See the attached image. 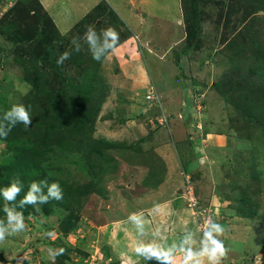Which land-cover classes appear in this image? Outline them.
<instances>
[{
  "label": "rangeland",
  "instance_id": "1",
  "mask_svg": "<svg viewBox=\"0 0 264 264\" xmlns=\"http://www.w3.org/2000/svg\"><path fill=\"white\" fill-rule=\"evenodd\" d=\"M19 1L0 10V116L23 104L33 123L25 133L18 123L15 140L13 134L9 142L0 140V167H7L11 183L23 185L27 175L16 174L20 161L13 153L38 145L39 164L31 174L58 183L63 199L29 205L25 231L0 242V260L53 264L49 249L62 248L55 264H158L137 256L136 245L179 247L191 233L185 247L199 251L211 219L225 229L220 239L228 252L221 264H264V111L257 106L264 100V61L256 48L264 50V0H109L126 20L143 15L139 36L159 47H153L157 55L135 40L137 63L134 55L111 53L95 65L75 53L60 65V75L43 69L36 81L44 66L33 61L35 42L12 38L32 34L38 22L45 26L48 13L38 0L40 9L34 0ZM23 2L35 19L20 9ZM192 20L196 26L189 29ZM114 29L120 40L127 38L125 27ZM58 32L63 40L52 48L57 60L71 50L73 31ZM146 90L164 101L178 99V111L172 116L163 101L147 102ZM43 115L82 122L67 130L57 126L44 137L34 125ZM163 145V152L155 151ZM187 188L195 207L183 196ZM240 192L248 199L240 202ZM24 195L22 187L12 204L1 195L0 217L6 219V204L24 211ZM132 213L143 216L144 235L128 221ZM182 259L177 252L176 264Z\"/></svg>",
  "mask_w": 264,
  "mask_h": 264
},
{
  "label": "clouds",
  "instance_id": "2",
  "mask_svg": "<svg viewBox=\"0 0 264 264\" xmlns=\"http://www.w3.org/2000/svg\"><path fill=\"white\" fill-rule=\"evenodd\" d=\"M83 39L88 44L92 58L96 61H101L110 51H114L119 44V33L112 27L102 30L97 33L94 26H88ZM75 52L81 51L79 38L72 40ZM71 53L64 52L57 60L58 65H63L64 61L70 59ZM18 123H22L26 128L32 125V117L29 110L23 104L13 105L3 116L0 121V138L6 139L12 128ZM41 186L48 188V194H42ZM22 183L19 179L13 181L10 186L0 190V195L8 204L15 202L16 197L22 190ZM187 195V196H186ZM185 199L190 202L189 194L183 195ZM193 196V195H192ZM194 197V196H193ZM60 201L63 199V191L58 183L51 185L47 181L32 182L27 194L20 201L19 207L23 208L25 205L45 204L49 199ZM8 204L4 207L6 213V223L0 220V242L4 241L7 236L19 234L26 229L23 212L17 211L15 207H9ZM128 221L132 223L140 235H144L145 221L141 214L132 213L128 217ZM224 227L211 219L207 222V227L203 232V238L200 241L201 247L199 251H195L192 247H185L189 244L191 236L184 238L179 247L173 244L171 247L164 248L156 243L140 242L135 247L137 256L143 257L144 260H155L158 264H176V253L182 254V264H221L222 259L227 257L228 250L220 237L224 236ZM64 249L53 250L49 249V256L53 264H55V257L62 255Z\"/></svg>",
  "mask_w": 264,
  "mask_h": 264
},
{
  "label": "trees",
  "instance_id": "3",
  "mask_svg": "<svg viewBox=\"0 0 264 264\" xmlns=\"http://www.w3.org/2000/svg\"><path fill=\"white\" fill-rule=\"evenodd\" d=\"M18 2H22V1H18ZM34 2H36L37 6L40 9V6L37 3V0H34ZM21 4H22L21 5L22 8H20V9H22L23 12H26L25 13L26 17L27 16L29 17V16L32 15L33 18L35 19V16H34L35 13H34V11L33 10H29V7L28 6H24L25 2H23ZM181 5H182V7H184V2L183 3L181 2ZM100 10H101V7L99 6L94 11L96 14H93L92 13L89 16L85 17L84 19H82L78 24H76L73 27V29L71 30V31H73V33L70 31L71 32V36L68 38V42L71 43V50H70V47H69V53H71V56L72 55H75V53H77V52L74 51V46L72 44V40L74 38H79V39H82L84 41L83 37H84V34H85L88 26H90V25L94 26L95 27V30L97 31V33H100L102 30L107 29L109 27L115 28V27H118L119 26V23H117L118 21L115 20L116 17L113 14V12H110V18H108L107 16H105L104 18H102L101 14H100L101 13ZM183 13H184V11H183ZM185 17H186V15H185ZM36 18H38L37 20H39L41 17L40 18L39 17H36ZM45 21H46L45 26H41L42 23H39L38 22V25L37 26H40V28L39 27H38V29L36 28V30L32 34L25 33V34H22V35L14 36L12 38V41L15 44H20L21 42L28 41V42L33 43V45H34V42H35L34 47H36V49L38 51H36V54L34 55L33 61L34 62H38V63L40 62L44 66V68L40 67L41 72H38L36 74V76H34L35 81L39 77L40 73H42V70L43 69H44L43 72L46 73L47 70H49V68L50 69L52 68L57 75H60V73L62 72V69H61L60 65L57 64V59H56L57 56L54 53V51L52 50V48H53L54 44H56V41H62L63 38H60L61 36L59 35V32L55 28V26H54V24L51 21V19H50L49 16L47 17V19ZM195 26H196L195 20H192V22L189 25V29H192ZM115 30H117V29H115ZM74 34H75V36H74ZM51 37H53V39H52L53 41H51ZM124 39H125V37L122 36L121 37V40H119V42L123 41ZM79 43H80V45L83 44L80 41H79ZM85 43H86V41H85ZM254 45L256 46V43L255 42H254ZM238 46H239V43H238L237 39L234 38L233 39V48L236 49ZM186 48H189L188 47V44H187ZM256 48L260 49L259 50L260 51V54H259L260 57L258 59L260 61H264V50H262L261 49L262 47H260V46H257ZM238 49H239V47L237 48V50ZM237 50H236V52H237ZM77 55L80 58L87 57V56H89V57L92 58V54L91 53H86L84 50H81L80 52H78ZM67 60H69V59H67ZM92 61H93V59H92ZM94 63H96L95 65H97L98 64V61H95ZM259 77H260V79L262 81L264 80V69L263 68H262V73L259 72ZM261 97H263V99H264V93L263 92L261 94ZM149 103H151V102H149ZM253 106L256 107L255 104H253ZM257 106L259 107V111H262L263 112L264 111V100L260 101L259 102V105L257 104ZM254 107H252V109ZM249 108H250V105L247 106V110H249ZM6 112L7 111H5L0 116V121H2L3 116H4V114ZM263 114H264V112H263ZM44 117H45V115H43L42 117H37L36 118L37 120H35L36 122H34L35 123L34 124L35 127L41 125L42 134H43L44 137L49 136L51 134H55V132H56L55 129L57 128V126H59L62 129L67 130V128H68V126H69L70 123L77 125V124H79V122H82L78 118H71V120H70V119H68L69 118L68 116H66L67 118L65 116L64 117L55 116L53 120L49 116H48V118H44ZM39 119H40V122L41 123H39ZM50 120L52 122L55 121L54 122V125L52 123L49 124L51 122ZM32 123H33V121H32ZM66 123H68V124L65 125ZM17 125L19 126V124H17ZM15 127H13L12 130ZM23 128H24L23 129L24 130L23 133H25V131H27L28 128H26L24 125H23ZM12 130L8 134L7 138L10 135L12 136V134H13V131ZM7 138L6 139L0 138V140L1 141H4V142H9V139H7ZM13 139H14V134H13ZM8 146H11V144H8ZM14 146H17V144L14 145ZM37 149H38V153H39V146L38 145H36V147L35 146L32 147L30 145H28V146H24L23 145L22 147H18V151L17 152H14L13 153L15 155L17 153L18 159L20 161L19 163H17L19 170L17 171L16 174H19V175H21V174L22 175H27V177L23 181V183H24L23 184V190H24V194L25 195L27 194V192L29 190V187H30V185H31L32 182L47 181V180H45L46 177L44 176V173H43V175L41 173H39V174L32 173L31 174V171H34L37 168L38 164H39V163H37V161H38V159H37V156L38 155L36 153L37 152ZM40 156H42L41 155V152H40ZM25 167H27L28 170H24L23 168H25ZM0 169L4 170V174L3 173L2 174L0 173V190H2L4 188L10 186L11 185V181L9 179L10 178V175L8 173H6V171H5L7 169V167L5 168L4 166H1ZM41 188H44V187L42 186ZM242 192H244V191H242ZM242 192H240L239 195L237 196V198L239 197L238 199H239L240 202L248 199L247 197H245V194L242 193ZM25 206L26 207L24 208V211H22L23 212V215L24 216L31 215V213L33 212L32 209L29 207V205H25ZM0 220H4L6 222V219L5 218L0 217ZM68 231H64V233L67 234ZM58 256L59 257H62V255H58ZM11 263L13 264V261L9 262V261H5V260H0V264H11Z\"/></svg>",
  "mask_w": 264,
  "mask_h": 264
},
{
  "label": "crops",
  "instance_id": "4",
  "mask_svg": "<svg viewBox=\"0 0 264 264\" xmlns=\"http://www.w3.org/2000/svg\"><path fill=\"white\" fill-rule=\"evenodd\" d=\"M17 1H19V0H0V10L2 12H5L8 8L13 6ZM38 1L40 3L41 7L43 8V10L48 13V16L50 17L51 21L56 26L55 28L58 31L59 30L63 31L64 34L70 32L73 29V27L76 24H78L85 17L89 16L92 13L96 14L94 11L99 6L101 7V10H100L101 13L100 14H101L102 18H104L105 16L110 18V12H113V14L116 17L115 20H117L118 21L117 23H119L120 29H124V27H125L127 29V31L129 32V34H128L127 38H125L123 41L119 42L116 49L114 51H110L108 53V55L111 53L114 55L115 54H121L122 55L123 53L127 54V55H134V57L136 58L134 63H137L138 59L140 60V57L138 58L139 51L134 44L135 40H137L138 42L140 41L141 45L145 46L146 50H148V54H151L154 52L153 47L155 49L156 48L159 49L158 46L150 44L152 41L148 40L146 42H143L141 37L139 36V33H138L140 30L139 26H141L143 24V22L146 21L145 18L143 17V15L139 14L138 18H136V19L134 18L135 19L134 23L129 21V20H126V18H123V16H121L117 11V10H120V7L118 6L116 9V7L113 6V4H110L111 2L109 0H38ZM140 1H142V0H140ZM177 3L179 4V0H177ZM63 10H66V11H63ZM180 12H181V10H180ZM136 16L137 15L135 14V17ZM68 17H72V19H68ZM180 17H179V20H178L177 25H176L177 27H180V25H179L180 20H181ZM140 43H139V46H140ZM173 44H175V43H173ZM153 54L157 55L156 53H153ZM132 64L133 63H128V65L130 67V69L128 71L130 73H132V71L134 70V67L132 66ZM136 67H137V64L135 66V70H136ZM134 73H135V71H134ZM131 77H133L135 80L136 76H131ZM124 78H126V77H124ZM138 82H140V81H138ZM143 85L144 84H142V86ZM151 85H153V83H151ZM143 87H145V86H143ZM146 93L148 94L147 90H146ZM155 93L158 94L157 91ZM158 97H159V102L163 101L162 107H167L168 112L170 114H172V116H173V114H175L176 111H178V110H176V107H177L176 104L178 102V99L168 98L166 101H164V100H161V98L163 96H160V94H158ZM178 109H180V108H178ZM163 147H164V145L162 146V148L156 149L155 151H162L163 152L164 151Z\"/></svg>",
  "mask_w": 264,
  "mask_h": 264
},
{
  "label": "built area",
  "instance_id": "5",
  "mask_svg": "<svg viewBox=\"0 0 264 264\" xmlns=\"http://www.w3.org/2000/svg\"><path fill=\"white\" fill-rule=\"evenodd\" d=\"M145 99L148 101V102H155V103H159V97L158 95H156L155 93H151L149 92L146 96H145ZM187 193L189 194L190 198V202L191 204L193 205V207H195V204H196V201L194 199V197L192 196V192H191V189L190 188H187Z\"/></svg>",
  "mask_w": 264,
  "mask_h": 264
},
{
  "label": "water",
  "instance_id": "6",
  "mask_svg": "<svg viewBox=\"0 0 264 264\" xmlns=\"http://www.w3.org/2000/svg\"><path fill=\"white\" fill-rule=\"evenodd\" d=\"M179 193H181V191H178Z\"/></svg>",
  "mask_w": 264,
  "mask_h": 264
}]
</instances>
